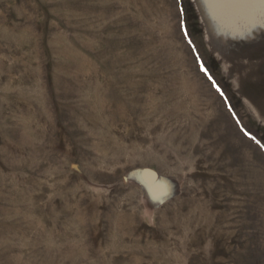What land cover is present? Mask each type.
<instances>
[{"label":"rangeland","instance_id":"rangeland-1","mask_svg":"<svg viewBox=\"0 0 264 264\" xmlns=\"http://www.w3.org/2000/svg\"><path fill=\"white\" fill-rule=\"evenodd\" d=\"M251 3L0 0V264H264Z\"/></svg>","mask_w":264,"mask_h":264},{"label":"bare ground","instance_id":"bare-ground-1","mask_svg":"<svg viewBox=\"0 0 264 264\" xmlns=\"http://www.w3.org/2000/svg\"><path fill=\"white\" fill-rule=\"evenodd\" d=\"M248 7H250V12H249L250 14H248L247 18L249 19L250 25L246 26L245 28L240 27V25H234L233 28L236 31L234 37L236 38L249 37L251 36L250 33L253 30H260L262 29V27H264V18L260 20L259 18L260 16H257V13L260 12L262 8L264 9V7L259 6V4L255 5V3L254 4L251 3V5H249ZM262 33H264V31H261V34Z\"/></svg>","mask_w":264,"mask_h":264}]
</instances>
